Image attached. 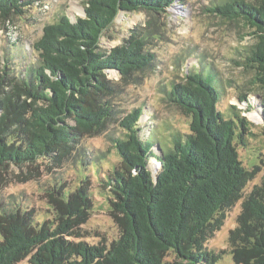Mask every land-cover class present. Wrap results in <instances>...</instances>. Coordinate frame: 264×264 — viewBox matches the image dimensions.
<instances>
[{
  "label": "trees",
  "instance_id": "trees-1",
  "mask_svg": "<svg viewBox=\"0 0 264 264\" xmlns=\"http://www.w3.org/2000/svg\"><path fill=\"white\" fill-rule=\"evenodd\" d=\"M37 2L0 0V17H21ZM174 3L85 0L83 16L71 20L60 13L42 27L32 43L36 60L19 75L2 65L0 188L14 168L30 174L40 166H63L86 135L107 133L112 124L122 134L108 136L118 161L101 179L117 236L109 242L86 240L81 225L94 201L89 176L80 172L83 179L73 189L59 183L46 192L51 212L42 220L19 198L2 200L0 264L22 259L29 264H216L228 253L233 264H264V172L245 191L260 168H247L238 153L239 146L247 145L252 124L235 105L219 109V94L202 72L210 68L222 95L212 66L200 61L202 68H191L169 86L168 101L189 117V125L187 132L171 131L168 137L161 132L164 149L150 143L149 135L140 136L141 107L117 116L121 87L139 82L155 65L153 40ZM207 11L253 29L255 41L242 62L255 70L251 83L264 86V0H215ZM119 12H144L146 20L129 28L118 45L103 48L101 36ZM108 70L119 79H108ZM261 131L264 135V119ZM151 157L157 160L155 172L148 167ZM238 202L227 249H208Z\"/></svg>",
  "mask_w": 264,
  "mask_h": 264
},
{
  "label": "rangeland",
  "instance_id": "rangeland-1",
  "mask_svg": "<svg viewBox=\"0 0 264 264\" xmlns=\"http://www.w3.org/2000/svg\"><path fill=\"white\" fill-rule=\"evenodd\" d=\"M213 1L215 0H175L168 7L160 34L153 40L155 65L141 74L139 82L121 87L115 98L117 116L119 118L133 108L141 107L143 112L138 123L140 136L146 138L149 135L147 140L150 143L155 141L164 149V136L168 137L171 131L187 132L189 125V117L168 101L166 92L169 86L181 81L184 73L191 68L201 67L200 61L209 63L218 80H221L222 95L210 68H203L202 72L219 94V109L225 112L229 105H235L241 115L252 124L249 130L251 134L247 135V145L238 147L239 156L247 168L253 165L260 168L246 182L244 190L248 191L252 185L259 183L264 172V135L261 131L264 119V86L251 83L255 70L242 62L245 61L247 47L254 44L253 29L241 20L227 21L210 14L207 7ZM84 2L85 0H38L21 17L6 20L0 17V69L5 63L7 73L19 75L25 65L36 60L32 43L41 35L42 27L54 22L60 13H65L71 20L83 16ZM145 20L144 12H119L111 27L101 36V46L110 49L118 45L121 38L127 36L129 28L144 25ZM16 45L19 49L13 50ZM106 77L119 79L114 70H108ZM252 113H256L259 119L253 120L250 116ZM154 129L160 132H152ZM110 134L121 135L122 130L112 124L107 133L82 137L68 162L61 167L51 165L48 169L47 166H40L38 172L30 174L25 169L20 173L19 169L14 168L10 171V176L8 174V183L0 188V203L11 197L19 198L34 208L35 219L42 220L51 212L49 197L46 195L50 187L60 183L66 189H73L83 179V175L87 174L94 203L87 221L81 227L88 235L87 241L109 242L118 232L108 212L106 193L101 189L102 177L118 161L108 139ZM154 150L158 153L157 146ZM150 162L157 163V160L151 157L149 165ZM84 164L87 165L86 169ZM24 175L26 179L22 180ZM240 208L238 202L227 211L223 225L208 241V249H227L228 231L235 226ZM15 264L29 263L22 259ZM216 264H233L231 255L225 254Z\"/></svg>",
  "mask_w": 264,
  "mask_h": 264
},
{
  "label": "bare ground",
  "instance_id": "bare-ground-1",
  "mask_svg": "<svg viewBox=\"0 0 264 264\" xmlns=\"http://www.w3.org/2000/svg\"><path fill=\"white\" fill-rule=\"evenodd\" d=\"M250 116H251V118L253 120H258L259 119L256 113H252ZM149 166L151 167L152 171L155 172L156 169H157V167H158V164L157 163L150 162V165Z\"/></svg>",
  "mask_w": 264,
  "mask_h": 264
},
{
  "label": "water",
  "instance_id": "water-1",
  "mask_svg": "<svg viewBox=\"0 0 264 264\" xmlns=\"http://www.w3.org/2000/svg\"><path fill=\"white\" fill-rule=\"evenodd\" d=\"M84 14V13H83Z\"/></svg>",
  "mask_w": 264,
  "mask_h": 264
}]
</instances>
